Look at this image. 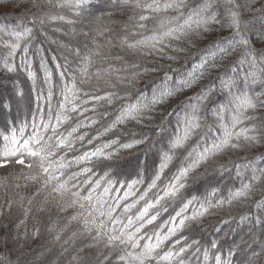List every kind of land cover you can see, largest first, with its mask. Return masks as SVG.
<instances>
[{"label":"snow or ice","instance_id":"snow-or-ice-1","mask_svg":"<svg viewBox=\"0 0 264 264\" xmlns=\"http://www.w3.org/2000/svg\"><path fill=\"white\" fill-rule=\"evenodd\" d=\"M44 4L68 9L73 18L44 12ZM21 5L26 7L14 26L0 25V47L7 50L0 68L26 72L36 103L5 121L0 168L20 165L14 179H23L25 188L36 187L31 196L7 202L8 209L17 204L22 218L16 234L3 238L0 264H19V258L11 259L17 246L9 249L8 244L28 237L29 218L31 236H38L40 221L33 209L43 212L50 204L60 212L73 210L66 224L48 227L55 239L76 223L69 239L85 241L69 264H233L234 249L223 257L219 239L193 233L210 208L264 193V186L257 188L264 183V153L248 155L264 147V0H55L54 5L53 0H15V7ZM125 9L130 14L119 32L112 34L111 26L100 24L99 14ZM57 20L81 23L85 37L94 35L68 55L53 54V69L42 55L47 50L40 37L47 39L46 21ZM33 44V54L40 56L36 70L29 59ZM113 48L171 63L180 60V53L197 51L190 65L169 63L165 69L163 64L147 68L136 61L110 62L124 59ZM148 72L163 75L150 89H137ZM117 84L122 92L105 90ZM189 92L175 108L161 111L169 99ZM16 94L23 96L18 88ZM5 109L11 116L10 101H0V111ZM240 152L245 155L230 158ZM136 153L144 159L137 158L128 172L123 164ZM233 170L239 187L229 188L227 197L213 201L219 187L197 194L194 186L211 173ZM37 197H42L38 205ZM252 209L241 222L264 224V195ZM85 248H96L95 256H81Z\"/></svg>","mask_w":264,"mask_h":264},{"label":"trees","instance_id":"trees-1","mask_svg":"<svg viewBox=\"0 0 264 264\" xmlns=\"http://www.w3.org/2000/svg\"><path fill=\"white\" fill-rule=\"evenodd\" d=\"M55 0H53V5ZM6 5V6H3ZM26 5L15 7V0H0V25L14 26L18 21L16 17L24 11ZM33 12L36 9H32ZM42 11L50 12L51 14L58 15L63 14L69 18L72 17V13L68 9H59L47 4L43 5ZM130 14L129 10L117 11L115 13L108 12L100 15V24L109 25L113 28V33L121 30V25L125 22ZM252 13H248L246 18L251 17ZM151 23V22H150ZM31 26V25H29ZM44 32L47 34V39L43 36L40 39L44 40L43 47L47 50L42 55L49 61V67L55 68V65L51 63V57L53 54L59 55L61 52L65 55L69 54V49L76 47H83L85 42H90L92 35L85 37L82 33L87 28L81 23L67 24L63 21H51L43 26ZM223 34H227L226 32ZM7 39V37H5ZM97 40L101 43H105L104 37H97ZM55 41V43H53ZM58 46H60L58 48ZM67 46V47H64ZM91 46V45H90ZM204 45L201 44L200 47ZM36 45L33 44L32 50L29 52V59L32 61V68L34 70L39 69L40 56L34 55V49ZM107 50V49H105ZM197 49L193 48L189 53H180V60L171 63L167 60H160L156 57L143 56L137 57L126 51H121L119 48H113V54L119 53L124 59L122 61H110L117 64H127L132 61H136L141 64L142 67L152 68L153 66L165 65V69L169 63L172 67L181 68L187 61L190 65L191 54L195 53ZM7 50L0 47V62L6 55ZM20 53H17V57ZM72 57L70 56V59ZM63 63V61H60ZM16 63H19L17 59ZM42 79L43 73H38ZM162 72H148L141 77L140 83L137 85V89H144L148 87L150 89L151 82L156 80L159 76H162ZM54 80H58V73L54 72ZM207 81H205L206 83ZM38 86L40 80L37 82ZM101 87H105L101 84ZM17 88L23 92V96L17 95ZM109 91H123V87L117 84L115 89H105ZM192 93L181 94L179 97L169 99L164 105L161 106V111L171 110L175 108L181 99H184L186 95ZM0 101L5 103L11 102L12 112L11 116H8L7 110L0 111V131L3 130V125L7 119L14 118L17 115V110L21 115L26 114L29 108H35L36 94L32 91V81L28 79L26 72L20 70L13 73H8L0 68ZM101 104L103 101L100 102ZM119 103V102H118ZM103 108L98 111H103ZM87 115H91L88 113ZM132 127H135L134 125ZM260 153H264V147H259L249 153V157L256 156ZM245 153L230 154L232 160H237L238 157L244 156ZM137 158L143 160L142 153H136L135 155L126 157L130 163H124L123 167L126 171L131 172L137 162ZM229 157L222 158L226 163ZM151 164V159H149ZM21 169L20 165H8L6 168H0V181H4L5 186L0 187V205L5 209V214L0 216V253L5 251L4 237L7 234L15 235V225L19 223V219L22 218L21 209L18 208L16 203H13L11 209H8L7 202L11 198L13 201H18L20 196H31L35 191V185L29 184L27 188L23 185L26 183L23 179L15 180L14 177L19 174ZM27 171V169H24ZM235 171L232 173L225 172L220 174L219 172H213L205 180H201L200 183L194 186L198 195H207L214 187H219L220 191L217 193V197H213V201L219 197H227L229 188L239 187V180H234ZM5 178H7L5 180ZM14 184H20L21 187H13ZM264 186V183L257 185V188ZM264 193L259 191L253 193V199L239 202L234 201L232 205L225 204L222 207L210 208L209 212L201 218L198 225L195 226V232L193 235L200 237L203 236L205 240L219 239L220 244L223 246V257L227 256L229 249H234L235 254L233 256V264H264V224L260 226L255 225V221L241 222L240 217L246 213L251 212L252 206L256 200L260 199ZM42 201V197H37L34 204L38 205ZM72 209L67 212H60L54 205H45L43 212L36 213L33 209V215H36L40 221V234L33 238L31 236L32 220L29 218L28 230L29 235L20 241L11 240L8 244V248L11 249L17 246V251L12 253L11 259L16 260L19 258V264H69L71 256L76 253V250L82 246L85 242L80 238H77L75 242L69 237L72 232L78 227L76 223H72L61 235L59 241L55 239L56 232L48 231V227L55 223L57 228L67 223V217L72 214ZM6 225L7 227H3ZM219 229V231H217ZM23 228L20 229L22 233ZM9 236V239H10ZM68 243H65V241ZM143 243V241L141 242ZM22 244L23 247L18 245ZM179 247V246H177ZM67 249V251H64ZM96 248H85L80 255L88 258L94 257L96 254ZM105 253L109 250L104 249ZM259 253L258 256H254L253 253ZM115 255V254H114ZM98 264V262H96Z\"/></svg>","mask_w":264,"mask_h":264}]
</instances>
